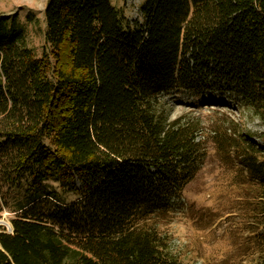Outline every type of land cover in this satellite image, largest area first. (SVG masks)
Here are the masks:
<instances>
[{
	"label": "trees",
	"instance_id": "16d2710c",
	"mask_svg": "<svg viewBox=\"0 0 264 264\" xmlns=\"http://www.w3.org/2000/svg\"><path fill=\"white\" fill-rule=\"evenodd\" d=\"M138 7L140 20L114 0H47L39 56L17 14L0 15V212L4 188L56 183L0 224V264H181L163 222L208 135L196 116L169 119L164 94L225 87L264 122V0ZM252 135L211 138L245 167L244 263L264 264V130Z\"/></svg>",
	"mask_w": 264,
	"mask_h": 264
},
{
	"label": "rangeland",
	"instance_id": "374dc122",
	"mask_svg": "<svg viewBox=\"0 0 264 264\" xmlns=\"http://www.w3.org/2000/svg\"><path fill=\"white\" fill-rule=\"evenodd\" d=\"M46 1L0 0V15L17 14L25 28L26 45L37 56L44 44L42 11ZM114 1L129 18H142L138 7L141 0ZM163 99L169 119L196 116L201 120L200 135H208L205 158L184 186L179 210L174 211L168 222H163L169 233L168 250L181 264H245V230L250 226L251 207L245 197V177L240 172L242 167L245 174V167L239 155L226 156V151H218L211 137L216 129L227 128L229 132L231 128L235 132L255 134L251 139L260 143L257 135L264 130V122L240 105L225 87L199 96L185 89L172 90ZM74 183L76 190L62 195L66 201L78 196L80 185ZM55 188L53 181L36 186L22 181L17 187L4 188L0 223L8 230L20 204L37 193Z\"/></svg>",
	"mask_w": 264,
	"mask_h": 264
},
{
	"label": "built area",
	"instance_id": "2783aa9c",
	"mask_svg": "<svg viewBox=\"0 0 264 264\" xmlns=\"http://www.w3.org/2000/svg\"><path fill=\"white\" fill-rule=\"evenodd\" d=\"M1 224V223H0ZM8 230L7 231H11V227L10 228H7Z\"/></svg>",
	"mask_w": 264,
	"mask_h": 264
}]
</instances>
